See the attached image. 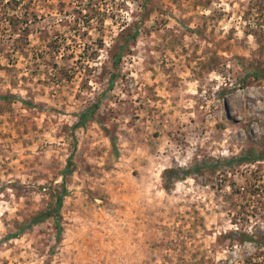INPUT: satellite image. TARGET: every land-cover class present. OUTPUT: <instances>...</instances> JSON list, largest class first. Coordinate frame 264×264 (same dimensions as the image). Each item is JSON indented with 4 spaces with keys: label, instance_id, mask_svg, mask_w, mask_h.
Listing matches in <instances>:
<instances>
[{
    "label": "rangeland",
    "instance_id": "obj_1",
    "mask_svg": "<svg viewBox=\"0 0 264 264\" xmlns=\"http://www.w3.org/2000/svg\"><path fill=\"white\" fill-rule=\"evenodd\" d=\"M48 259L264 264V0H0V264Z\"/></svg>",
    "mask_w": 264,
    "mask_h": 264
},
{
    "label": "trees",
    "instance_id": "obj_2",
    "mask_svg": "<svg viewBox=\"0 0 264 264\" xmlns=\"http://www.w3.org/2000/svg\"><path fill=\"white\" fill-rule=\"evenodd\" d=\"M138 37H139V32L135 31V33H133L132 35H128L126 39H124L123 45L119 47V53L115 54L114 56V66L116 68H118L121 62V59L124 54L125 46L131 42H135L138 39ZM113 82L114 80H112L111 87L114 84ZM11 98H15V97H12V96L4 97L5 100H11ZM22 102L26 105L34 106L32 103H29L27 101H22ZM97 106L98 105H94L93 107L86 109L85 111H83L81 114L78 115V122L72 127L73 131L77 130L78 128H85L88 122L94 120L95 109L97 108ZM75 151H76V147L73 149V152L68 161V164L63 171L64 178L71 176L75 171V165L73 163V157H74ZM239 160H243V159H233L232 161L229 162V164L235 163ZM168 173L171 176L167 175L168 177L166 178L168 179L169 182H172L174 178H179V180H181L184 177L191 176L192 171L187 170V171H182L181 173H173L172 171H168ZM65 194H67V189H65V185H63L62 191H60V193L57 195V202L55 203V205L49 207L44 212H41L35 215L26 226H23L18 233L11 235L10 238H18L21 236V234L27 232L28 230L32 229L36 225L43 223L46 220L52 218L56 225L57 238L58 240H60L62 236V232H63V228L61 225V219H62L61 210L63 207L64 197L66 196ZM46 264H51V259H48Z\"/></svg>",
    "mask_w": 264,
    "mask_h": 264
}]
</instances>
